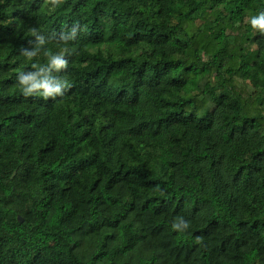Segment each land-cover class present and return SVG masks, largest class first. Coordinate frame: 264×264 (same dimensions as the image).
<instances>
[{"label":"trees","instance_id":"obj_1","mask_svg":"<svg viewBox=\"0 0 264 264\" xmlns=\"http://www.w3.org/2000/svg\"><path fill=\"white\" fill-rule=\"evenodd\" d=\"M259 11L0 0V264H264ZM73 26L64 94L23 96L31 29Z\"/></svg>","mask_w":264,"mask_h":264},{"label":"clouds","instance_id":"obj_2","mask_svg":"<svg viewBox=\"0 0 264 264\" xmlns=\"http://www.w3.org/2000/svg\"><path fill=\"white\" fill-rule=\"evenodd\" d=\"M249 25L264 34V11L251 15ZM77 29L75 26L69 31H61L59 34L44 33L36 28L31 29V46L22 49V55L33 60L30 66L22 68L16 72V84L25 97L39 96L43 99L62 96L69 87L68 82L59 73L65 69L69 63L68 57L71 52L68 48L59 51H50L47 47L49 41H62L67 43L76 38ZM43 55L44 62L37 63L34 58ZM173 228L183 230L187 227L186 222L180 218L173 223Z\"/></svg>","mask_w":264,"mask_h":264},{"label":"water","instance_id":"obj_3","mask_svg":"<svg viewBox=\"0 0 264 264\" xmlns=\"http://www.w3.org/2000/svg\"><path fill=\"white\" fill-rule=\"evenodd\" d=\"M17 219H18L19 223H22V220L19 216L17 217Z\"/></svg>","mask_w":264,"mask_h":264}]
</instances>
